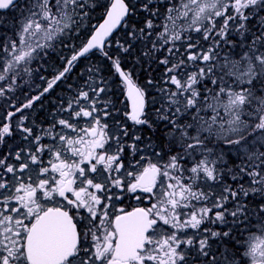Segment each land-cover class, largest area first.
Returning <instances> with one entry per match:
<instances>
[{
	"label": "snow or ice",
	"instance_id": "obj_1",
	"mask_svg": "<svg viewBox=\"0 0 264 264\" xmlns=\"http://www.w3.org/2000/svg\"><path fill=\"white\" fill-rule=\"evenodd\" d=\"M0 264H264V0H0Z\"/></svg>",
	"mask_w": 264,
	"mask_h": 264
}]
</instances>
